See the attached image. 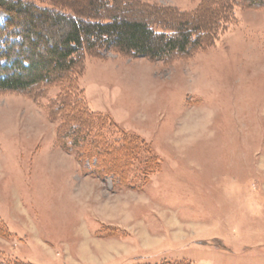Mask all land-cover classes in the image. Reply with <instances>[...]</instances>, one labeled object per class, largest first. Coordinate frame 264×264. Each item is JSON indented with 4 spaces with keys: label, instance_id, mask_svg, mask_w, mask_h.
Instances as JSON below:
<instances>
[{
    "label": "rangeland",
    "instance_id": "obj_1",
    "mask_svg": "<svg viewBox=\"0 0 264 264\" xmlns=\"http://www.w3.org/2000/svg\"><path fill=\"white\" fill-rule=\"evenodd\" d=\"M28 1L89 12L88 0ZM202 1L110 4L137 18L192 15ZM228 1V22L188 54L109 48L83 53L66 85L0 90V260L264 264V3ZM74 92L76 107L65 97ZM77 108L143 140L159 163L149 170L138 154L121 170L80 154L65 138Z\"/></svg>",
    "mask_w": 264,
    "mask_h": 264
},
{
    "label": "trees",
    "instance_id": "obj_2",
    "mask_svg": "<svg viewBox=\"0 0 264 264\" xmlns=\"http://www.w3.org/2000/svg\"><path fill=\"white\" fill-rule=\"evenodd\" d=\"M240 1L264 3V0ZM230 4L228 0H203L192 15L142 9L139 13L143 14L134 18L121 16L110 0H88L85 3L88 13L62 3L39 5L28 0H0V13L5 16L0 24V90L24 91L68 77V82L64 80L66 85L73 82L79 71L77 62L83 53L99 54L109 48L151 60L188 54L208 39H215V30L229 20ZM47 26L56 29L46 30ZM65 97L75 107L83 102L76 92ZM62 102L65 104V100ZM72 115L77 124L66 129L65 138L81 147L79 153L83 156L93 155L94 162L98 156H110L111 164L121 170L122 164L130 165L138 154L147 155L144 161L138 160L141 165L159 163L143 140L123 132L106 116L93 111L85 113L80 108ZM19 263L0 260V264ZM159 264L185 262L166 260Z\"/></svg>",
    "mask_w": 264,
    "mask_h": 264
}]
</instances>
